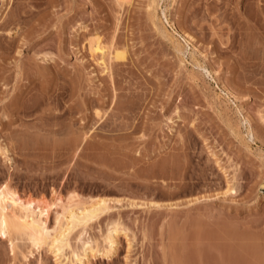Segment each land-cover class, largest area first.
Here are the masks:
<instances>
[{
    "label": "rangeland",
    "instance_id": "374dc122",
    "mask_svg": "<svg viewBox=\"0 0 264 264\" xmlns=\"http://www.w3.org/2000/svg\"><path fill=\"white\" fill-rule=\"evenodd\" d=\"M1 184L49 227L107 200L68 259L117 222L86 264H264V0H0Z\"/></svg>",
    "mask_w": 264,
    "mask_h": 264
},
{
    "label": "bare ground",
    "instance_id": "6f19581e",
    "mask_svg": "<svg viewBox=\"0 0 264 264\" xmlns=\"http://www.w3.org/2000/svg\"><path fill=\"white\" fill-rule=\"evenodd\" d=\"M90 48L93 52H102L103 47L94 42ZM230 189L232 191L233 188L230 187ZM76 205L74 207L72 204L62 205L61 210L56 211L53 226L49 227L47 225L48 206H42L33 199H23L1 184L0 234L6 237L10 231L17 232L27 237L36 248L46 244L54 257L55 264H66L67 261L69 264H86L91 255H108L113 252L116 244L115 235L121 228L118 227L120 225L117 222H111L113 224L105 232L106 234L103 236L104 244L101 247L97 245L96 240L92 241L87 238L81 240L83 238H79L81 241L80 248L77 249L78 251L72 248L74 250H71L72 256L70 255V257H73V259H68L69 255H65V249L69 247V234L79 227H81V232L86 231L85 227L89 225V222L106 213L109 209L107 200L101 197L88 205ZM10 246L13 251L12 241H10Z\"/></svg>",
    "mask_w": 264,
    "mask_h": 264
}]
</instances>
